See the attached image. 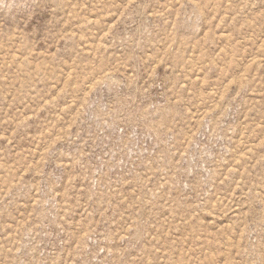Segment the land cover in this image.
Returning <instances> with one entry per match:
<instances>
[{"label":"rangeland","instance_id":"1","mask_svg":"<svg viewBox=\"0 0 264 264\" xmlns=\"http://www.w3.org/2000/svg\"><path fill=\"white\" fill-rule=\"evenodd\" d=\"M0 264H264V0H0Z\"/></svg>","mask_w":264,"mask_h":264}]
</instances>
